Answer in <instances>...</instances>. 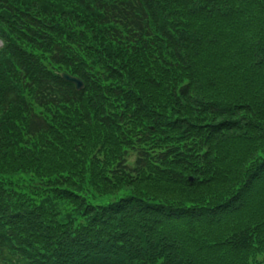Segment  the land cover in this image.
Listing matches in <instances>:
<instances>
[{
  "label": "trees",
  "instance_id": "16d2710c",
  "mask_svg": "<svg viewBox=\"0 0 264 264\" xmlns=\"http://www.w3.org/2000/svg\"><path fill=\"white\" fill-rule=\"evenodd\" d=\"M0 41V264H264V0H0Z\"/></svg>",
  "mask_w": 264,
  "mask_h": 264
},
{
  "label": "water",
  "instance_id": "95a60500",
  "mask_svg": "<svg viewBox=\"0 0 264 264\" xmlns=\"http://www.w3.org/2000/svg\"><path fill=\"white\" fill-rule=\"evenodd\" d=\"M62 77L65 81L73 84L76 86L77 90H82L84 88V83L82 80H80L79 78L77 77H74L72 75H69V74H66V73H63L62 74Z\"/></svg>",
  "mask_w": 264,
  "mask_h": 264
},
{
  "label": "rangeland",
  "instance_id": "374dc122",
  "mask_svg": "<svg viewBox=\"0 0 264 264\" xmlns=\"http://www.w3.org/2000/svg\"><path fill=\"white\" fill-rule=\"evenodd\" d=\"M1 46H2V42L0 41V48H1ZM129 161L132 163L134 161V156H130ZM117 198H118L117 196L114 197V198H112V197H106V198H103L102 200L99 199L98 200V203H108V202H110L112 200H116Z\"/></svg>",
  "mask_w": 264,
  "mask_h": 264
}]
</instances>
